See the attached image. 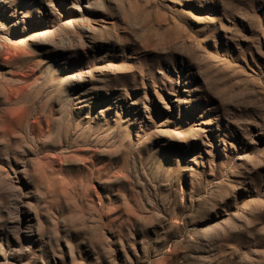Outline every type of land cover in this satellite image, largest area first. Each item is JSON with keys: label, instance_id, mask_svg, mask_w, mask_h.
<instances>
[{"label": "rangeland", "instance_id": "obj_1", "mask_svg": "<svg viewBox=\"0 0 264 264\" xmlns=\"http://www.w3.org/2000/svg\"><path fill=\"white\" fill-rule=\"evenodd\" d=\"M0 264H264V0H0Z\"/></svg>", "mask_w": 264, "mask_h": 264}]
</instances>
